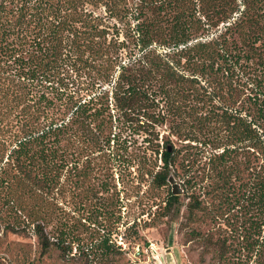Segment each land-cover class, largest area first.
I'll return each mask as SVG.
<instances>
[{
  "label": "trees",
  "instance_id": "16d2710c",
  "mask_svg": "<svg viewBox=\"0 0 264 264\" xmlns=\"http://www.w3.org/2000/svg\"><path fill=\"white\" fill-rule=\"evenodd\" d=\"M135 165L191 215L226 200L242 264H264V0H0V225L108 259L121 213L82 230L61 202Z\"/></svg>",
  "mask_w": 264,
  "mask_h": 264
},
{
  "label": "rangeland",
  "instance_id": "374dc122",
  "mask_svg": "<svg viewBox=\"0 0 264 264\" xmlns=\"http://www.w3.org/2000/svg\"><path fill=\"white\" fill-rule=\"evenodd\" d=\"M139 141L141 145L142 137ZM137 169L135 165L132 173L128 171L120 178L116 176L118 189H110L109 192L102 189H70L64 202H61L70 214H76L73 223L82 230L99 227L80 219L89 215L86 210L96 209L97 212L111 207L119 211L122 215L120 230L124 234L115 239L122 246V252L97 261L79 255L65 256L55 248L44 251L35 236L11 233L2 224L0 264L243 263L246 253L241 250V239L233 232L237 213L230 210L224 215L226 200L215 198L203 212L191 215L187 209L188 192L183 189L179 203L167 210L166 201L173 190L171 184L162 189H152L151 179L138 174ZM229 198L233 199L232 195ZM131 225L133 228L126 230Z\"/></svg>",
  "mask_w": 264,
  "mask_h": 264
},
{
  "label": "water",
  "instance_id": "95a60500",
  "mask_svg": "<svg viewBox=\"0 0 264 264\" xmlns=\"http://www.w3.org/2000/svg\"><path fill=\"white\" fill-rule=\"evenodd\" d=\"M169 183L172 186V194L174 196H181L182 193L184 192L182 189V186L180 183H178L177 179L174 176H171L169 179Z\"/></svg>",
  "mask_w": 264,
  "mask_h": 264
}]
</instances>
